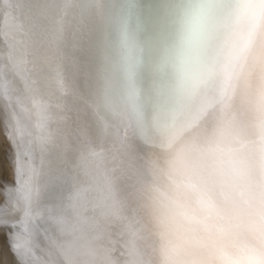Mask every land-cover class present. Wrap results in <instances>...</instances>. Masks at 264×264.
Here are the masks:
<instances>
[{"label":"bare ground","instance_id":"6f19581e","mask_svg":"<svg viewBox=\"0 0 264 264\" xmlns=\"http://www.w3.org/2000/svg\"><path fill=\"white\" fill-rule=\"evenodd\" d=\"M111 1H99L95 5L99 8L82 2L84 7L77 6L69 15L66 4L59 17L47 10L48 0L34 1L21 10L19 6L12 14L0 9V18L15 23L14 27L9 24L8 33L30 40V46L37 47L42 57L38 64L41 77L34 76V81H39L38 93L32 88L25 94L22 87L27 82L18 75L15 92L18 96L22 89L24 96L19 107L15 100L8 103L10 116L0 95V154L13 153L19 173L23 171L22 177L27 174V151L20 147L23 137L16 118L22 116L20 109L30 114L31 105L37 98L44 101V96L54 105L50 111L59 122L54 150L57 156L64 152V168L120 162L117 179L109 190L101 192L107 193L103 208L92 217L87 211L89 219L60 255L35 256L32 251L34 264H264V153L257 152L259 147L264 149L260 137L264 132V0H245L235 28L229 19L231 2L213 0L212 7L205 9V37L197 38L189 51L191 64L186 70L180 69L182 64L169 70L165 93L160 94L158 80L156 97L144 98L132 115V109L125 106L137 103L127 96L132 86L126 93L122 85H131L127 81L132 69L121 67L111 75L108 68V75L115 76L117 83L111 92L84 91L92 71L84 44L90 32L87 26L102 19ZM126 8L123 2L117 13L128 16ZM13 59L19 66L22 59L18 53ZM4 61L0 49L1 82ZM104 64L96 67L101 70ZM64 80L66 91L61 88ZM101 98H105V105ZM80 102L86 104L83 124L71 128L67 124L78 120ZM68 111L72 113L67 119ZM132 116L134 123L144 119V128L138 123L130 129L131 136H120L114 125L131 121ZM28 127L33 130L32 124ZM82 128L86 131L83 143L78 138ZM79 145H87L83 147L87 154ZM157 151L155 186L145 188L142 196L140 153L152 160L147 153ZM257 161L260 170L256 171ZM28 183L21 179L13 194L10 190L1 192L2 211L16 214L23 205L34 202L35 193ZM9 249L0 235V261L8 259L16 264Z\"/></svg>","mask_w":264,"mask_h":264},{"label":"water","instance_id":"95a60500","mask_svg":"<svg viewBox=\"0 0 264 264\" xmlns=\"http://www.w3.org/2000/svg\"><path fill=\"white\" fill-rule=\"evenodd\" d=\"M34 1L37 0H0V9L3 7L9 11L8 13L12 14L18 10L19 6V10H21L24 6L30 7V4L33 5ZM48 1L50 3H46L47 10H51L53 17L62 16L61 14L64 13L62 8L66 4L69 12L65 13L68 14L76 10L77 6L83 8L82 2H88L90 7L94 8H99L95 7L96 3H99V1L103 2V0ZM212 1L112 0L110 9L103 14L102 19L100 21L95 20L93 24L87 26L90 32L88 31L84 44L86 45L89 66L92 71L89 83L84 90L85 93L101 89V95H104L107 91L111 92L117 86V83H115L116 77L108 75L107 70L109 67L113 72L111 75L115 74L121 67L132 69L130 78L127 81L131 85L124 86L122 84L126 93L132 86L127 96L131 95V98L137 101V103H125L127 109H132L131 115L137 107L136 104H142L141 101L144 98L149 96L152 100L156 97L154 92L156 91L155 87H157L158 80L160 94L165 93L167 88L165 80L168 79V71H173L180 64L184 65L180 69L186 70L188 64H191L193 60V55H190L189 51L194 46V42L197 43V38L200 40L205 37L208 21L205 9L208 6L212 7ZM226 1L231 2L229 19H232V26L235 28L241 18L245 0ZM123 2L127 3V8L124 11L128 12H125L128 14L126 16L128 19L123 16L124 12L121 15L117 13V9ZM219 3L223 2L219 0ZM131 5H133L131 8L132 12L131 10L129 12L128 9ZM94 13L98 12L95 11ZM111 17L115 19L114 23ZM0 20L3 19L0 18ZM19 21L21 22V20ZM201 23L202 25L200 26ZM9 24H13L14 27L15 23L10 22V19L9 21L4 19L0 23V49L4 51L5 60L7 61L6 63L4 61V67L2 68L5 76L3 82L0 81V84H2L0 86V95L5 100L4 106L7 109L5 113L10 116L8 103L11 101L14 103L15 100L16 103L14 105L17 104L19 107V103L22 102L24 96L22 94L24 91L20 89L22 92L18 91V98L17 91L15 92L14 88L15 78L21 75L20 79L24 78L25 82H27L26 86L23 85L22 87L25 89V94L29 93L32 88L38 93L36 83L39 81H34V76L38 80L41 77L38 71V64L42 57H40L39 53L41 54V52H39L37 47L30 46V40L23 37L19 38L20 34L15 35V37L11 36L7 31ZM64 25L68 27L71 24L65 23ZM202 48L203 44L201 47L203 52ZM16 53H18V59H22L19 60L21 62L18 64L19 66H15L17 63L13 59L16 58ZM202 55L203 53L199 54V59L196 60L197 63L201 61ZM103 63L105 64L99 70L100 68L96 66H100ZM61 85V88L66 91L65 80ZM37 95L39 97V94ZM83 97L85 98L86 96ZM42 98L44 101L37 98L31 105L33 111L30 114L26 113V110L22 111V109L19 110L22 116L18 115V111L16 114L18 115L16 118L19 125L18 132L23 137L20 147L27 151L25 162L27 174L22 177L23 171L19 173L20 170L18 169L20 167L16 168L17 163L15 164L13 153H7L8 155L5 156L6 152L2 153L3 151H1L0 154V180H2L0 183V197L1 192L4 193L5 190H10L11 194H13L21 179H27L29 181L27 186L33 187L31 190L35 193L34 202H30L31 207L23 205L21 210L24 211L22 212L20 210L19 213L15 214L14 212L11 214L10 210L2 211V208H0V235L3 236L5 246L11 249L16 264H34L33 258L30 257L32 256V251L35 256L37 254L48 255L50 253H53L54 256L60 255V252L78 233L79 227L89 219H87V211L92 212L90 213L92 217L99 212L98 210L103 208L102 202L107 199V193L101 194V192L103 189L109 190L110 184L117 179L116 174L120 170V162H111L109 160L108 163H92L91 166L86 165L87 167L72 164L69 168L67 166L64 168V163H62L64 152L61 151L59 156H57V149L54 150L57 147L56 132L59 126L56 113L53 111L54 116L51 113L52 111H50L51 109L54 110V105L44 96ZM104 99L101 98L100 100L105 105L107 102ZM85 106L84 102H80V107H77L78 120L73 124L68 123L67 125L71 128L75 126L77 129L78 126L76 125L78 123L79 125L83 124L81 117H83L84 112L82 110H85ZM149 106H151V103ZM71 113L72 111L66 112L65 117L68 119ZM151 116L153 117V112ZM143 120L141 118L140 122L136 121L134 123L132 116L131 121H121L114 126L121 133L120 136L124 137L128 134L131 136L132 132L130 129H132L133 125L139 123L140 127L144 128ZM28 124H32V131L29 129ZM262 128H264V125H262ZM161 132L163 131L161 130ZM84 133L86 134V131H83V128L79 130L78 138L81 143L86 138ZM260 137L264 139V132H262ZM85 146L81 147L82 151L87 154V148H83ZM104 146L108 147L107 144ZM110 151L115 152L114 149ZM257 152L264 153V149L259 147ZM14 154H16V151ZM147 154L152 157V160H148V157L140 153V172L144 179L141 188L142 196H144L145 188L149 187L148 189H150L155 186L153 177L157 173L158 168L157 166L154 167V165H156L155 160L159 157V152ZM57 163L60 164L57 165ZM257 170H260L258 161ZM253 171L255 172L254 166ZM92 195L94 198L91 200ZM98 201L100 205L97 204ZM87 207L92 210H85ZM94 210L96 211L94 212ZM90 226L92 228V225ZM103 234L109 236V233L107 234L104 231ZM22 237H25V239ZM0 264L11 263H9L8 259H4L0 261Z\"/></svg>","mask_w":264,"mask_h":264},{"label":"rangeland","instance_id":"374dc122","mask_svg":"<svg viewBox=\"0 0 264 264\" xmlns=\"http://www.w3.org/2000/svg\"><path fill=\"white\" fill-rule=\"evenodd\" d=\"M1 134V133H0Z\"/></svg>","mask_w":264,"mask_h":264}]
</instances>
